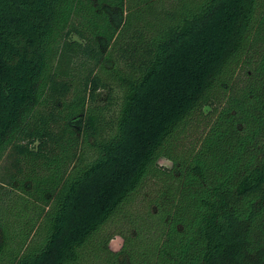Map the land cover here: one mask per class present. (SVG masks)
Masks as SVG:
<instances>
[{
	"label": "trees",
	"instance_id": "16d2710c",
	"mask_svg": "<svg viewBox=\"0 0 264 264\" xmlns=\"http://www.w3.org/2000/svg\"><path fill=\"white\" fill-rule=\"evenodd\" d=\"M3 155L0 264H264V0H0Z\"/></svg>",
	"mask_w": 264,
	"mask_h": 264
},
{
	"label": "rangeland",
	"instance_id": "374dc122",
	"mask_svg": "<svg viewBox=\"0 0 264 264\" xmlns=\"http://www.w3.org/2000/svg\"><path fill=\"white\" fill-rule=\"evenodd\" d=\"M72 39L75 40L74 37H72ZM3 158H4V155L1 156V160H0V162L3 161ZM157 164H158L159 166H161V167H164V168H170V167H171L170 162H168L167 160L162 159V158H160V159L157 160ZM113 221H114V220H112L108 226H110V225L118 226V225H116V222H115V221L113 222ZM122 243H123V238H122V236L115 235V236H113V237L107 242L106 247H107V249H109V250L112 251V252H119L120 249H121ZM119 263H120V264H125V261L123 260V256H120V257H119Z\"/></svg>",
	"mask_w": 264,
	"mask_h": 264
}]
</instances>
